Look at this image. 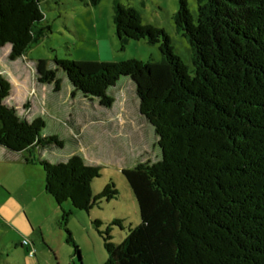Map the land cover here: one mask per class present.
Segmentation results:
<instances>
[{"label":"trees","instance_id":"trees-1","mask_svg":"<svg viewBox=\"0 0 264 264\" xmlns=\"http://www.w3.org/2000/svg\"><path fill=\"white\" fill-rule=\"evenodd\" d=\"M195 1V18L187 0H178L174 15L191 47L192 74L165 30L143 25L140 13L120 0L113 3L120 45H158L160 61L56 59L57 69L46 60L35 64L38 83L54 84L59 92L61 69L72 95L97 99L107 109L116 102L110 89L131 78L139 112L158 138L161 160L122 170L141 223L114 244L111 228L92 222L108 254L104 264H264V0ZM43 23L41 0H0V47L11 46V60L25 57L50 31ZM12 90L0 75V146L36 151L37 158L27 162L43 168L45 190L61 208L66 241L81 262L66 226L71 212L62 205L90 213L102 201L118 199L119 191L110 182L95 195L101 168L80 154L52 162L48 156L64 148L65 138L42 134V117L7 104Z\"/></svg>","mask_w":264,"mask_h":264},{"label":"rangeland","instance_id":"rangeland-1","mask_svg":"<svg viewBox=\"0 0 264 264\" xmlns=\"http://www.w3.org/2000/svg\"><path fill=\"white\" fill-rule=\"evenodd\" d=\"M92 1L41 0V8L44 14L43 24L50 27V31L47 32L41 42L33 46L25 57L18 60L10 59V45L0 47V75L5 77L13 87L12 96L7 100V104L25 113H30L29 115L34 118L42 117L46 122V128L42 134L61 133L59 136L64 134V137L68 138L67 129L60 125L55 126L54 122L57 119V123H61L58 119L63 120L68 107L73 108L71 101L73 86L66 73L61 69L58 73L62 80V87L59 92L54 91V84L38 83L35 78V64L39 60H46L48 68L57 69L56 59L117 63L127 60L147 62L162 59L158 45H150L144 40L131 41L122 48L113 21V3L115 0H99L98 6H93ZM122 2L126 4L127 0H122ZM130 2L140 11L143 25H151L165 30L171 39L175 54L181 58L192 74L191 47L177 31L174 21V15L179 9L178 0H130ZM87 3L89 6H86ZM187 3L195 18L197 15L196 1L187 0ZM109 92L115 97H119L121 94L120 99L113 106L114 110H128L133 120L137 121L138 125L144 128V131H146L147 125V129L151 131V144L154 145V148H148L149 155L154 161L159 152L158 160H161L162 152L156 143L157 136L154 128L141 116L146 123L145 125L139 116V112L137 114L139 98L131 78H122L117 86L111 88ZM76 94L79 95L76 98V106L82 105L85 109L94 111V104L91 101L86 100L81 93ZM23 104L28 105L29 109H24ZM58 105H63L59 107L58 111L51 110L48 112L46 110H50V106L57 108ZM62 111L64 112L60 115L61 117L58 118L54 115ZM78 144L80 150L84 149L83 145H80L81 142ZM55 149L57 150L53 155L48 156L54 163L65 162L76 150L67 140L63 149ZM111 155L112 157L110 156L100 165L101 177L94 180L93 192L96 195L108 183L113 182L120 194L118 199L102 201L90 213L75 209L70 202L62 205V209L71 212L66 226L80 250L81 262L75 255L72 244L66 241L67 234L62 222L61 208L59 210L55 208L54 201L47 196L42 198L41 194L37 197L40 190L41 192L45 190L41 175L43 168L40 166L37 168L22 164V166H11L0 172V178L6 179L2 183L0 181V200L7 198V192L2 186V184H6L25 205L37 228L40 225L42 229L41 233L36 230L31 236H24L13 228L1 229L0 246L2 241L6 243L10 241L20 242L26 238L28 245L25 247L31 252L29 256L35 260L36 264H73L74 261L75 264H104L108 254L104 249L102 238L92 222L99 219L103 222L102 229L110 227L114 244H121L128 235V229L141 223L136 198L122 174V166L133 168V165L130 160L125 163V157L128 155L120 153L118 149H112ZM8 165H0V168ZM36 182H39V189ZM49 209H55L56 217L50 214ZM115 221L119 224H113ZM25 255H28L25 250L19 248L15 250L12 247L10 251L0 255V264H25ZM73 257L74 260L72 261ZM28 262L33 264L32 261Z\"/></svg>","mask_w":264,"mask_h":264},{"label":"crops","instance_id":"crops-1","mask_svg":"<svg viewBox=\"0 0 264 264\" xmlns=\"http://www.w3.org/2000/svg\"><path fill=\"white\" fill-rule=\"evenodd\" d=\"M120 2L123 4L122 0H120ZM124 5L136 9L135 6H132L130 0H127V3ZM86 6H89V4L87 3ZM136 10L140 13L138 9ZM78 96V94L72 95L71 93L73 108L70 109L71 107H68L67 111L65 112L66 115L64 118H62L63 120L58 119L61 123H57V119L54 122L55 126L60 125L67 129L68 138L66 139L64 134L62 137H64L65 140L69 141V143L76 148L74 154H80L88 165L99 167L101 163L105 162L108 158H110V156L112 157V149H118L120 153L127 154L128 156L125 157V163L130 160L133 167L146 161H158L159 152L158 155L156 154L154 161L149 155L148 148H154V145L151 144L152 140L150 139L151 131L147 129V125L144 119L141 118L142 115L140 114L139 110L137 111V114L139 112L142 122L146 125V131H144L142 126L138 125L139 123L137 121L133 120V117L128 110H114L113 107L111 109H104L100 106L99 101L94 99L89 100L94 104V111H89L82 105L76 106V98H78ZM120 96L121 94H119V97H116V102L120 99ZM85 99L88 100L87 98ZM69 104L71 105V103ZM61 106L58 105L57 108H52L50 106V110H46L48 112L51 110L58 111V109H60L59 107ZM63 112L64 111L57 112L54 115L58 116L59 118ZM129 126L131 127L129 128ZM54 135L59 136L61 133ZM76 135H80V145H83L84 147L82 150L79 148L78 143L80 142L76 140ZM156 143L158 144L157 137ZM49 150H53L52 147H50ZM36 158V151L33 149L24 151L22 153H15L0 146V165L9 164L7 167H1L0 172L5 171L6 168H10L11 166H22V164L38 168V164L27 162V160H35ZM124 166H122V170L127 169L126 167L124 168ZM41 172L45 186V174L43 170ZM0 181L2 183L3 181H6V179L0 178ZM36 185L39 189V182H36ZM2 186L7 192V198L0 200V230L13 228L14 230L22 233L24 236H31L36 232V230L41 233V226L39 225L37 228L22 201L15 196V194L9 189L8 185L2 184ZM41 194L42 198L47 196L50 200L54 201V199L49 194H47L46 190L42 192L40 190L37 197L41 196ZM54 204L55 208L59 210V207L55 201ZM49 210L50 214L56 217V213L54 211L55 209ZM25 239L26 238H23L20 242L10 241L9 243L2 241V245L0 246V255H3L6 251H10L12 247L15 250L19 248L25 250L28 253V255H25L24 257L26 261L25 264H29L28 261H32L33 264H36L35 260L31 259L29 256L31 253L29 249L23 245V241ZM73 260L74 257L72 261ZM73 264H75V262Z\"/></svg>","mask_w":264,"mask_h":264},{"label":"built area","instance_id":"built-area-1","mask_svg":"<svg viewBox=\"0 0 264 264\" xmlns=\"http://www.w3.org/2000/svg\"><path fill=\"white\" fill-rule=\"evenodd\" d=\"M23 245L27 246L28 245V241L27 240H24L23 241Z\"/></svg>","mask_w":264,"mask_h":264}]
</instances>
